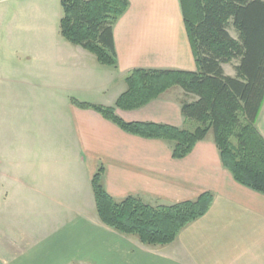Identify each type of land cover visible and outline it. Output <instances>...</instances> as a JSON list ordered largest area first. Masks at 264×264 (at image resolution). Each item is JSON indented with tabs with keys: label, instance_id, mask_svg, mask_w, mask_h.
Masks as SVG:
<instances>
[{
	"label": "crops",
	"instance_id": "crops-1",
	"mask_svg": "<svg viewBox=\"0 0 264 264\" xmlns=\"http://www.w3.org/2000/svg\"><path fill=\"white\" fill-rule=\"evenodd\" d=\"M128 1L114 29L117 69L62 37L61 0L3 9L0 51L5 43L20 66L0 69V264H264V195L235 181L214 134L177 160L173 144L73 104L116 108L133 70L197 71L182 0ZM194 100L174 87L141 109H116L126 122L195 130L182 114ZM257 127L264 137V105ZM101 167L117 201L157 207L211 193L213 204L174 243L146 246L100 220L92 182Z\"/></svg>",
	"mask_w": 264,
	"mask_h": 264
},
{
	"label": "trees",
	"instance_id": "trees-1",
	"mask_svg": "<svg viewBox=\"0 0 264 264\" xmlns=\"http://www.w3.org/2000/svg\"><path fill=\"white\" fill-rule=\"evenodd\" d=\"M182 2L197 71L133 70L116 108L138 110L180 87L195 98L182 104L183 117L196 125L195 130L126 122L116 108L75 100L73 104L98 112L131 135L173 144L177 160L188 157L213 132L222 163L235 181L264 195V138L257 128L264 105V0ZM61 6L62 37L93 54L101 65L117 69L114 29L129 1L61 0ZM235 60L236 75L228 76L224 65ZM103 175L101 167L92 182L100 220L123 235L137 236L146 246L174 243L183 229L209 212L214 200L205 193L193 201L157 207L136 197L117 201L106 191Z\"/></svg>",
	"mask_w": 264,
	"mask_h": 264
},
{
	"label": "rangeland",
	"instance_id": "rangeland-1",
	"mask_svg": "<svg viewBox=\"0 0 264 264\" xmlns=\"http://www.w3.org/2000/svg\"><path fill=\"white\" fill-rule=\"evenodd\" d=\"M8 1L10 0H0V19L2 17V13H4V10L5 8L8 7ZM10 6V5H9ZM10 12H15L17 13L18 11H15L16 10V7H12L10 6ZM232 32V36L234 38L237 39V34L235 31H233V29L231 30ZM1 51H0V69L1 70H7L8 66L10 65L11 67L13 68H19V63H18V59L16 60L15 58L14 59H10L9 60V57H8V52H7V48H6V44L3 43L1 44ZM239 64V61L235 60L234 62H232L231 64H226L224 65L225 66V72L228 76H231L233 75L235 77L236 73H235V66ZM258 128V127H257ZM211 136H213V132H211ZM264 138V137H263Z\"/></svg>",
	"mask_w": 264,
	"mask_h": 264
}]
</instances>
